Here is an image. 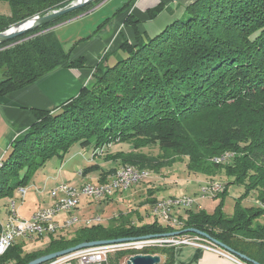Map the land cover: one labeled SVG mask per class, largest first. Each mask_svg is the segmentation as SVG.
Segmentation results:
<instances>
[{
  "label": "trees",
  "instance_id": "1",
  "mask_svg": "<svg viewBox=\"0 0 264 264\" xmlns=\"http://www.w3.org/2000/svg\"><path fill=\"white\" fill-rule=\"evenodd\" d=\"M72 1L7 0L8 9L0 11V31ZM101 1L94 0L0 44V98L60 68H83L85 57L74 59L73 50L95 36L112 16L84 37L69 36L70 46L57 29L28 37ZM129 6L130 2L123 4L113 16ZM162 10L158 5L148 15L153 19ZM138 23V18L126 19L136 31L135 42L124 39L120 47L126 57L113 66L98 64L91 84L60 108L35 110L33 124L13 143L0 168V197H13L48 161L64 159L75 144L103 148L127 143L131 149L105 158L155 170L154 156L141 150L155 143L165 151L188 156L190 171L211 176L223 170L233 183L245 187L244 197L256 192L259 206L238 202L233 215H227L223 205L213 213L188 209L179 215L181 228L158 220L137 224L130 213L121 212L108 224L81 226L71 237H52L37 251L27 252L17 242L0 257V264H28L83 242L160 236L186 228L206 233L246 255L252 260L242 259L247 264H264V0H195L183 16L152 38L140 32ZM227 152L232 153L229 163L211 160ZM98 168L92 164L83 173ZM112 171L104 172L101 180ZM148 201L157 203L156 199ZM144 252L161 253L166 256L162 264H175L174 245ZM124 254L115 255L113 264H119Z\"/></svg>",
  "mask_w": 264,
  "mask_h": 264
},
{
  "label": "crops",
  "instance_id": "2",
  "mask_svg": "<svg viewBox=\"0 0 264 264\" xmlns=\"http://www.w3.org/2000/svg\"><path fill=\"white\" fill-rule=\"evenodd\" d=\"M195 0H103L100 3H98L90 12L79 16L78 18L68 21L67 23H64L61 26H58V29H61L64 25L72 22V21H79L81 19L87 18V17H97L96 21L92 24V27L90 26L89 30L90 33L93 32L98 25L103 22L106 18H109L112 16V18L109 20V23L103 27L99 32L97 33V36L93 37L89 40L88 43L79 44L76 47V50L74 54L76 56L79 55H85L88 57V60L92 59L96 61L97 58L92 57V54H97L99 51H104L107 49V51L116 52L119 53L121 51L124 53L120 47L124 41V38L128 40H132V38L135 36V30L132 25L125 24V20L127 18V12H132L138 17V19L141 20L140 23H138V28L141 33H144L147 37H151L156 35L158 28L154 26L155 21L158 19H162L167 21V25L172 23L174 20L178 19L179 17L183 16L185 8L187 5L190 4V2H194ZM130 2V8H128L126 11L120 12L118 14H113L123 6V4H127ZM135 3L134 7L133 4ZM0 5L2 6V9L6 11L8 9V3L7 0H0ZM158 5L163 6V10L155 17V18H147L148 11L152 8L157 7ZM132 6V7H131ZM166 25V26H167ZM165 26V27H166ZM88 25H84L82 30H85ZM155 28V29H154ZM80 32H83V31ZM159 33V32H158ZM71 36V35H70ZM78 50V53H77ZM119 50V51H118ZM108 52V53H109ZM74 55V56H75ZM120 55V53H119ZM111 62L107 61V65H114L119 59L118 56H113ZM107 58V56H106ZM117 58V59H116ZM122 59V58H120ZM119 59V60H120ZM104 66V65H103ZM91 70L84 71L82 69L77 68H62L58 69L40 79L35 81L34 83H31L30 85L21 88L19 90H16L2 98H0V159H6L5 157L9 155L12 149V145L15 141L21 139L26 131L29 129V127L33 124L34 118H35V110L36 109H44V110H55L56 108H60L63 104L68 102L70 99L74 98L76 95L79 94V92L82 90L84 86H86V80H88L91 77ZM85 148L81 147L79 150L69 156V153L66 155L67 161L68 160H74L77 157H80L84 155ZM83 154V155H82ZM85 155H87L85 153ZM65 157V158H66ZM66 160V159H65ZM86 160L92 164H98L99 168L93 171L92 173H87L86 175L83 174V170L85 168L80 169L78 178L74 179L73 173L67 168V163H63V166L59 169V172L53 173L54 171H51L46 175L45 178L48 182L50 180L55 181V188L61 183H69L76 186H81L86 182H93V183H103L107 180H109L115 169H117L121 163L120 160H109V162H106L103 164L100 156H97L94 158L92 154V158L87 157ZM91 160V161H90ZM63 161V160H62ZM90 164V165H92ZM122 165V164H121ZM110 170H113L112 173H109L107 177H105L104 180H101L103 178L104 172H108ZM39 172V171H37ZM46 173V172H45ZM76 173V172H75ZM81 173V174H80ZM94 175L95 177H90ZM37 176H34L33 179H35ZM32 186V185H31ZM31 186H29L31 188ZM51 188V190L53 189ZM19 188L16 189V193L13 197H8L9 201L11 198H15L14 196L18 195L22 197L19 193ZM27 192L26 196L28 194V186H26ZM36 191V190H35ZM38 191V190H37ZM51 191L44 193V196L41 197L44 204H40L38 208L48 206L52 203V199L50 197ZM43 193V192H42ZM121 193V194H120ZM25 196V197H26ZM134 194L128 193L125 191L124 193L118 192L117 195L113 196V198L116 201V203L123 201L126 203L128 201V198H133ZM160 196V195H159ZM158 195L156 197L159 198ZM182 196V195H179ZM163 197H174V195H164ZM176 197V196H175ZM23 198V197H22ZM131 200V199H129ZM82 203V202H81ZM81 205L76 209L80 208ZM35 208L31 211L30 214H26L22 217L24 218H30L31 215L38 209ZM20 210V209H19ZM75 210V211H76ZM185 214L184 209H177L173 213L174 215L178 216L180 214ZM21 214V213H20ZM73 214V213H72ZM152 214V213H151ZM74 215L78 216L74 213ZM153 215V214H152ZM9 216V210L6 213V219ZM65 214H61L57 220L62 223L63 219L65 218ZM154 218V215L153 217ZM0 219H1V211H0ZM4 220V219H1ZM155 221V218L152 220V222ZM160 223L166 225L165 222L160 221ZM142 223H151V222H142ZM103 224V223H102ZM141 224V223H140ZM65 230H59L57 233V236L65 235ZM51 237V236H50ZM49 237V239H51ZM47 238H44L45 240ZM29 240H20L19 242L23 243L24 249H26V244ZM236 257V256H234ZM166 257L162 258V263H164ZM238 260H235L233 258H230L228 256H224L220 253L213 252V250L203 248L201 246H191V245H181L176 247V257H175V264H247L242 259L238 258Z\"/></svg>",
  "mask_w": 264,
  "mask_h": 264
},
{
  "label": "rangeland",
  "instance_id": "3",
  "mask_svg": "<svg viewBox=\"0 0 264 264\" xmlns=\"http://www.w3.org/2000/svg\"><path fill=\"white\" fill-rule=\"evenodd\" d=\"M96 5L97 4H95L94 6H92V8L83 12L80 15L75 16V17H73L69 20H66L64 22H61L59 24H56V25L50 27L51 29L50 28H48V29L49 30H54L56 28L58 29V26H61L64 23H67L68 21L74 20L81 15L84 16V14L90 12ZM134 5H135V3L133 4V7H134ZM129 8H130V6H129ZM0 11H3L1 5H0ZM127 15H128L127 18L129 16L133 17L134 19L138 18L132 12H130V13L127 12ZM96 18L97 17H87V18L81 19L79 21H72V22L64 25L61 29H59L58 33L65 40V43H67V45L70 46V44L68 43V41H70V38L68 39V37L70 35H71V37H73V36L78 37L79 35L81 37H84V36L88 35L90 33L89 28H90V26L92 27V24L96 21ZM147 18L150 19L149 16ZM138 20L140 23L141 20L140 19H138ZM88 24H89V27H87L85 30H82L83 26L88 25ZM125 24H126V20H125ZM129 25H131V24H129ZM166 25H167V21H165V20L158 19L157 21H155L154 26H156V28H158V31L156 33L162 31ZM44 30H46V31H44ZM44 30H42V31H44V32L49 31L47 29H44ZM81 30L83 32H80ZM42 31H40V32L44 33ZM41 33H39V34H41ZM134 33H135V36L132 38V40L130 39V42H135L136 31ZM33 36H36V35L34 34L32 36H29L28 38H31ZM95 36H97V34ZM95 36H93V37H95ZM26 39L27 38H25L23 40H26ZM124 39H126V38H124ZM23 40H20L17 43H19ZM89 40L83 41L82 44H84L85 42L88 43ZM75 50H76V48L73 50V53H72V56L74 57V59L82 57V56L85 57V59H86L85 66L83 68H77V69H82L84 71H88L90 69L92 71L91 77L88 80H86V84H85L86 86L91 84L92 75L94 73V70L98 66V64L101 66H103V65L106 66L107 61L111 62L112 58H114L113 56H118L119 59L126 57V55L119 50L118 51H119L120 55H119V53H116V52L110 53L106 49L104 51H102V50L99 51L95 55L92 54L91 55L92 57L97 58L96 61H94L92 59L88 60V57H90V55H88V56H85V55L76 56L74 54ZM77 53H78V50H77ZM106 56H107V58H106ZM103 59H105V60H103ZM119 59H117V60H119ZM60 69H62V68H60ZM79 148H80L79 144L73 145L70 148V151L68 152L69 156L76 153L79 150ZM129 149H131V146L129 144L118 143V144H111L109 146H104L103 148L102 147L101 148H95L93 146L87 147L84 150V155L82 154L83 156H81V158L77 157L74 160H68L67 161V157L64 159L54 157L50 160V162L48 161L44 167L40 168L38 170L39 172H36L37 173L36 178L33 179L34 178L33 177L30 180V182L26 185V186H28V194L25 198H22V197L16 195V196H14L15 198H11V199H15L17 201L18 212H19V214L21 213L20 214L21 216H24L26 214L28 215L31 213V211L33 209L38 208L41 203L44 204L41 197L44 196L45 192H48L49 190L51 191V188H53L55 186L54 180H50L48 182H45L46 181L45 178L47 177L46 175H48V173L51 171H54L53 172L54 174L57 173V171L59 172V169L63 166L64 162H65V164L67 163V168L71 171V173L75 174L74 179H77L80 169L85 168L86 166H90V164H92L91 162L89 163L86 160L87 157L92 158V154H93L94 158L97 156H100V158L104 164L106 162H109V160L106 159L105 157L107 155H109L110 153H115L118 151H128ZM141 150L150 156H154L153 161H155L156 169L152 170V169L148 168L147 170H149L151 172L150 176L147 179H145V180H143L137 184H134L131 188L126 190L128 193L134 194L133 198H128V201L126 203H124L123 201L116 203V201L114 199H110V198H113V196L117 195V193L108 199H104V200H100V201L92 200L91 198L84 196V197H82V203H81V206L78 209V211L74 210L72 213L77 214L78 218L81 220L86 218V217L89 218L92 216L100 215L103 218V224H108L111 220V217L119 216V214L121 212L130 213L132 215L131 217L133 218V220L137 224H140L143 221L144 222H152V220L154 218H155V220H158V219L155 216H154V218H152L153 217L152 209H153V206L155 204L149 203L148 200L149 199L159 200L164 195L193 196V197L197 198V204L193 207V209L198 210V209H200L199 205H201V209H205L208 213H213L215 211V209L218 208L219 205H223V211L227 215H233L235 212V207H236L238 202H240L244 206H256V207L259 206V200L257 198V193L256 192H250L247 196L244 197L243 195L246 193L245 187L242 186V184L233 183L232 182L233 179L229 178L224 173L223 170L219 171L218 174L211 175V176L202 174L200 172L190 171L188 169V165H187L188 156H179L175 153V151H171V150L165 151L163 149H160V146L158 144H155V143L154 144H148ZM85 153L87 155H85ZM225 154H230L229 158L232 155V153L227 152L221 156L214 157L211 160L216 162L217 158L221 159ZM7 157L8 156H6L5 158H7ZM229 158L225 159L226 161L221 160V161H217L216 163L227 164V163H229ZM117 164H120V166L124 165V164L121 165V163H117ZM125 164H127V163H125ZM128 164H130V163H128ZM118 168L115 169V171L113 173H115L118 170ZM90 173H92V172H90ZM81 175L84 176L86 174L83 173ZM90 177L94 178L95 176L92 175ZM207 184L208 185L219 184L220 185L219 187L221 190L223 189V185H224L225 186L224 190H225V188H228V189L224 195H222V192L224 190L222 192L220 190L219 193H217L216 195H208L207 197H204V198L200 197L202 186L207 185ZM29 186H31V188ZM124 192H122V193H124ZM13 195H15V194H13ZM156 195H158V196L160 195L159 198L156 197ZM9 198L7 195H2L0 197L1 219H4V220H6L7 211L9 209H11ZM163 198H168V197H163ZM129 199H131V200H129ZM140 218L142 220H140ZM81 226H83V225L80 222V223L74 225L73 227H71L70 229L66 230L65 235L64 234L63 235L67 236V237H71L73 235V233H75L74 232L75 229H77ZM175 228H178V227H175ZM184 234H186V233H184ZM195 235H200V236L206 237V236H204L202 234H198V233H195ZM176 236H178V235H176ZM52 237H55V236L51 235L50 238H52ZM163 237H169V236H163ZM45 238H47V239H45V240H43V239L42 240L30 239L29 241H27L25 250H27V252H33V251L43 249L44 247H46L49 244V241H50V239L48 237H45ZM214 243L217 246H219L216 242H214ZM162 247H168V246H162ZM218 249L223 251V252L226 251L225 249H223L220 246L218 247ZM157 254H160V256H162V258L166 257L161 253H157ZM10 264H14V262L11 261Z\"/></svg>",
  "mask_w": 264,
  "mask_h": 264
},
{
  "label": "built area",
  "instance_id": "4",
  "mask_svg": "<svg viewBox=\"0 0 264 264\" xmlns=\"http://www.w3.org/2000/svg\"><path fill=\"white\" fill-rule=\"evenodd\" d=\"M3 165L4 159H0V168ZM150 173L147 169H140L132 164H124L109 177V180L103 183L86 182L81 186L61 183L50 192L52 203L38 208L30 218L22 217L18 212L17 201L11 199L8 218L4 221L0 219V257L20 240H42L45 237L49 238L51 235L56 237L59 230L66 231L80 222L83 226L103 223V218L100 215L86 217L81 220L78 216L72 214L81 205L82 197L87 196L96 201L108 199L116 193L124 192L134 184L147 179ZM18 190L22 194L21 196L25 198L26 187H19ZM217 193L219 191H212L211 186L207 184L202 186L200 197L204 198ZM196 204L197 198L193 196L161 198L153 206L152 212L158 221H163L172 228H181L183 221L178 214L174 215L173 213L177 209H192ZM199 208H201V205H199ZM61 214H66L62 223L57 220ZM173 245L175 247L181 245L201 246L238 260L237 257L227 253V251L219 250V246L213 240L186 233L169 237L148 235L112 239L106 243L83 247L43 264H113V258L119 252H125L124 256L120 258L119 264H127L131 256L147 254L144 251L148 248Z\"/></svg>",
  "mask_w": 264,
  "mask_h": 264
},
{
  "label": "water",
  "instance_id": "5",
  "mask_svg": "<svg viewBox=\"0 0 264 264\" xmlns=\"http://www.w3.org/2000/svg\"><path fill=\"white\" fill-rule=\"evenodd\" d=\"M94 0H74L72 1L69 5L60 8V9H56L53 10L51 12H48L47 14L43 15H35L33 17H30L26 20H23L21 22H17L16 24H13L12 26H10L9 28L0 31V44L10 41L12 39H15L21 35H24L25 33L36 29L44 24L50 23L51 21H54L55 19L59 18L60 16L67 14L69 12H72L76 9H79L81 7H83V5L85 6V4L91 3ZM51 29V28H50ZM49 30V29H47ZM46 31V30H44ZM42 31V32H44ZM41 33V32H39ZM37 33V34H39ZM35 34V35H37ZM17 43V42H15ZM12 43L9 46L15 44ZM187 232H194V233H198V234H202L204 236H206L207 238L214 240V242H216L220 247H222L223 249H225L228 253L240 258V259H247L249 261H252L250 258H248L246 255L241 254L235 250H233L232 248H230L229 246L223 244L220 241H217L215 239H213L212 237H210L208 234L203 233L199 230L196 229H187L186 230H178V231H174L172 233H166V234H162L160 235L161 237L163 236H176V235H181ZM109 240H99V241H92V242H83L80 245H76L70 248H66L64 250H60V251H56L44 256H41L33 261H31L28 264H43L45 262H48L50 260H54L55 258L61 256V255H65L67 253L73 252L75 250L81 249L83 247H87V246H92V245H96V244H102V243H106ZM162 262V256H160V254H135L134 256H131L129 258V260L127 261V264H161Z\"/></svg>",
  "mask_w": 264,
  "mask_h": 264
},
{
  "label": "bare ground",
  "instance_id": "6",
  "mask_svg": "<svg viewBox=\"0 0 264 264\" xmlns=\"http://www.w3.org/2000/svg\"><path fill=\"white\" fill-rule=\"evenodd\" d=\"M229 157V154H225L221 159L217 158V161L225 160ZM216 161V162H217ZM226 161V160H225ZM212 191H220V185L219 184H210Z\"/></svg>",
  "mask_w": 264,
  "mask_h": 264
}]
</instances>
